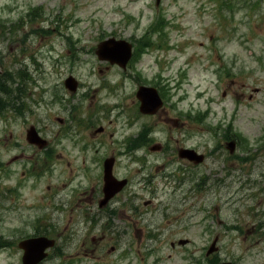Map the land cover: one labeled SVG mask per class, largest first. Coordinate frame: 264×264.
<instances>
[{
    "label": "rangeland",
    "instance_id": "1",
    "mask_svg": "<svg viewBox=\"0 0 264 264\" xmlns=\"http://www.w3.org/2000/svg\"><path fill=\"white\" fill-rule=\"evenodd\" d=\"M108 38L133 45L125 71L97 59ZM138 86L158 91L155 116ZM31 126L45 151L27 144ZM110 152L141 215L117 212L102 233L66 206ZM259 152L264 0H0V264H21L18 243L37 236L56 241L42 264H264Z\"/></svg>",
    "mask_w": 264,
    "mask_h": 264
},
{
    "label": "water",
    "instance_id": "2",
    "mask_svg": "<svg viewBox=\"0 0 264 264\" xmlns=\"http://www.w3.org/2000/svg\"><path fill=\"white\" fill-rule=\"evenodd\" d=\"M158 3V2H157ZM133 47L132 44L126 40L111 38L105 40L97 45L95 54L100 61L109 62L111 65H116L122 70H126L127 64L132 58ZM64 86L71 93H75L77 89V82L73 77H68L64 81ZM136 98L139 100V112L143 115H154L161 109L163 102L160 98L158 91L152 87L141 86L136 92ZM27 142L32 145H37L39 148L45 146V141L42 140L35 129L31 127L27 131ZM235 141H229L226 143V149L230 154L235 151ZM179 158L187 159L193 164H200L203 162L204 157L197 154L192 149H181L179 151ZM111 163V164H110ZM113 160L105 162V175L104 180L105 198L101 202V206H104L108 200L123 189L126 185V181H118L113 175H111ZM54 246V241L48 240L44 237L31 238L19 242L18 248L23 250L22 264H39L43 259L47 257L45 251ZM214 250L211 248L208 255ZM221 264H231L230 262H223Z\"/></svg>",
    "mask_w": 264,
    "mask_h": 264
},
{
    "label": "flooded vegetation",
    "instance_id": "3",
    "mask_svg": "<svg viewBox=\"0 0 264 264\" xmlns=\"http://www.w3.org/2000/svg\"><path fill=\"white\" fill-rule=\"evenodd\" d=\"M109 66H111V65H109ZM112 66H115V65H112ZM126 69H127V67H126ZM122 71H125V70H122ZM139 87H141V86H138V88ZM138 88H137V90H138ZM162 102H163V100H162ZM110 108H112V107H110ZM58 122L60 124L63 123L62 120H58ZM174 123H175V125L178 124L177 121H175ZM103 132H104V127H101L100 126L98 128V132H94V135L103 134ZM230 140H234L236 142V146H235L234 153L233 154H230L228 152L231 157H234V155L236 154L235 152H237V149H240L241 148V144L239 143V140H237V139L231 138ZM80 141H81L80 139L79 140H74V144L77 145V146H79L80 145ZM47 146H48V142H47ZM128 148H129V146H128ZM46 149H47V147L45 149H43V150L45 151ZM154 149H157L158 151H160L161 150V147L160 146H157V147L153 148L151 152H154L153 151ZM181 149H191V148H186V147L176 148L175 154H176V156L178 158H179V155L178 154H179V151ZM162 150H164V148H162ZM98 153H99V151L97 152V154ZM201 155L204 156V160H205V155L204 154H201ZM257 156H258V158H261L263 160V162H264V153L259 152ZM179 159L182 160V161H184V162H186L188 165H194L193 163L189 162L187 159H182V158H179ZM15 160H17V159H15ZM112 160H113V164H112V168H111V175H113V177L116 180H118V181L125 180L126 181V185L123 187V189L121 191H119L117 194H115L113 197H111L104 206H101L100 204H101L102 199L104 198V190H105V183H104V163L106 161H112ZM94 161H96V162H92V163L97 168V170H96L97 178L95 180V183L94 184H91V181L89 180V178L86 177V182L89 184V186L86 187L82 193H80V195H85V196H83L81 198H77V199H75V197H73L72 200L74 201V199H75V203H70V204L68 203V205L66 206V208L69 211L76 210L77 212H80L81 214H83L85 216L86 222H89L90 223V227L93 228V230L97 229V230L101 231L102 233H107V230L109 228H111L112 229V233H113L117 229H116V227L114 225H112V217H114L117 212H122V213L125 212L128 208L130 210H133L135 212H138L139 208H134V205L131 204V202H133V200L136 199V198H138L140 200V196H139V194H136V193L135 194H131L130 196H126L125 195L126 190H127L128 186H129L130 178L128 177L127 178L128 180L127 179H117L114 176V168L118 164V161H117L116 156L114 154H112V152H110L107 155H103V156L99 157L98 159H94ZM86 175H87V173H85V176ZM145 184L148 185L147 182ZM147 187L148 186H145L144 185V187L142 188V190L147 189ZM121 196H123V198H121L120 200H118ZM147 205L148 204L145 203L143 206H147ZM104 214H106L107 216L104 217ZM139 215H141V213H139ZM136 217L138 219L139 216L136 215ZM118 237H119V234H118ZM147 237H148V235H147ZM105 239H106V237L102 236V240L101 241H104ZM149 239L153 242L154 241L153 240L154 239V235H151L150 234L149 235ZM157 243L160 246L161 243L156 242V244ZM174 246L175 245L171 246V248H174ZM220 263L221 262H219V264Z\"/></svg>",
    "mask_w": 264,
    "mask_h": 264
},
{
    "label": "trees",
    "instance_id": "4",
    "mask_svg": "<svg viewBox=\"0 0 264 264\" xmlns=\"http://www.w3.org/2000/svg\"><path fill=\"white\" fill-rule=\"evenodd\" d=\"M160 24H161V23H159V22H158V25H160ZM156 32H158V33H159V31H158V30H157Z\"/></svg>",
    "mask_w": 264,
    "mask_h": 264
}]
</instances>
